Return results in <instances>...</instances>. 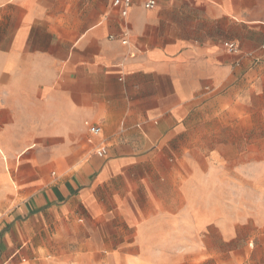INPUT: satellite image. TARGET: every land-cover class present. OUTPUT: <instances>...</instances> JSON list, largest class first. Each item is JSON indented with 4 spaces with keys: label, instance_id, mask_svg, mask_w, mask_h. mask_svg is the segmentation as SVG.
<instances>
[{
    "label": "crops",
    "instance_id": "1",
    "mask_svg": "<svg viewBox=\"0 0 264 264\" xmlns=\"http://www.w3.org/2000/svg\"><path fill=\"white\" fill-rule=\"evenodd\" d=\"M112 1L0 0V264H175L197 167L264 151V0Z\"/></svg>",
    "mask_w": 264,
    "mask_h": 264
},
{
    "label": "rangeland",
    "instance_id": "2",
    "mask_svg": "<svg viewBox=\"0 0 264 264\" xmlns=\"http://www.w3.org/2000/svg\"><path fill=\"white\" fill-rule=\"evenodd\" d=\"M228 137L234 141L229 143V158L223 150V161L219 159L214 166H198L194 179L187 183L186 188L196 195L197 212L177 215L181 227L189 218L211 219L210 226L198 230L197 242L211 239L213 245L168 247L180 254L181 259L175 264H264V151L254 164H249L247 162L254 160H248L252 152L245 145L243 164L234 147L236 135L228 134ZM213 152L219 155L217 150ZM238 152H242L241 147ZM5 204L7 199L0 198V221ZM220 237L224 241H220ZM124 248L122 245L116 247L121 251ZM195 248L197 255L193 257ZM116 264L123 263L118 261Z\"/></svg>",
    "mask_w": 264,
    "mask_h": 264
},
{
    "label": "built area",
    "instance_id": "3",
    "mask_svg": "<svg viewBox=\"0 0 264 264\" xmlns=\"http://www.w3.org/2000/svg\"><path fill=\"white\" fill-rule=\"evenodd\" d=\"M157 4H158V0H145L144 3H143V6L145 8H147V9H150V8H154L155 6H157ZM120 5H121L120 14L122 16H125L126 12H127V8L130 5V0H113L112 1V6L118 7ZM121 42H122V44H127V40L126 39H122ZM224 47L229 52H234V51H236V48H237L236 45L234 43H232V42L224 43ZM89 131H90V133L96 135V134L99 133L100 129H99V127L93 126V127H90ZM96 154L98 156H102V155L105 154V150L104 149H99V150L96 151Z\"/></svg>",
    "mask_w": 264,
    "mask_h": 264
}]
</instances>
